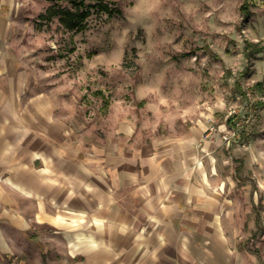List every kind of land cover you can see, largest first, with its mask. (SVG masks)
Wrapping results in <instances>:
<instances>
[{
    "label": "rangeland",
    "instance_id": "rangeland-1",
    "mask_svg": "<svg viewBox=\"0 0 264 264\" xmlns=\"http://www.w3.org/2000/svg\"><path fill=\"white\" fill-rule=\"evenodd\" d=\"M10 1L2 42L26 98L83 150L230 130L218 173L237 246L264 264V0Z\"/></svg>",
    "mask_w": 264,
    "mask_h": 264
},
{
    "label": "crops",
    "instance_id": "crops-1",
    "mask_svg": "<svg viewBox=\"0 0 264 264\" xmlns=\"http://www.w3.org/2000/svg\"><path fill=\"white\" fill-rule=\"evenodd\" d=\"M0 264H257L218 173L214 134L83 150L24 90L2 42ZM218 140V141H217Z\"/></svg>",
    "mask_w": 264,
    "mask_h": 264
},
{
    "label": "built area",
    "instance_id": "built-area-1",
    "mask_svg": "<svg viewBox=\"0 0 264 264\" xmlns=\"http://www.w3.org/2000/svg\"><path fill=\"white\" fill-rule=\"evenodd\" d=\"M217 128H218V126L216 127L214 124L209 126L207 134L211 136V134H214V132L218 131L219 142H221L225 145H229V143L231 141V137H232L230 130L224 129V128H221V129L219 128V130H218Z\"/></svg>",
    "mask_w": 264,
    "mask_h": 264
},
{
    "label": "trees",
    "instance_id": "trees-1",
    "mask_svg": "<svg viewBox=\"0 0 264 264\" xmlns=\"http://www.w3.org/2000/svg\"><path fill=\"white\" fill-rule=\"evenodd\" d=\"M247 9V7L245 6V5H242L241 6V10H246ZM249 45V46H248ZM251 45H252V42H249L248 44H247V48H246V54H247V56H249V52H250V50H252L251 49ZM258 84H260V83H258Z\"/></svg>",
    "mask_w": 264,
    "mask_h": 264
}]
</instances>
